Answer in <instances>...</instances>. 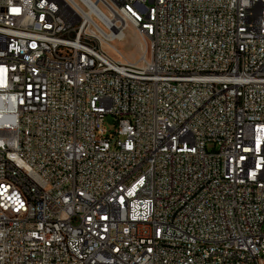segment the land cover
I'll return each instance as SVG.
<instances>
[{
  "label": "built area",
  "instance_id": "2783aa9c",
  "mask_svg": "<svg viewBox=\"0 0 264 264\" xmlns=\"http://www.w3.org/2000/svg\"><path fill=\"white\" fill-rule=\"evenodd\" d=\"M0 264H264V0H0Z\"/></svg>",
  "mask_w": 264,
  "mask_h": 264
},
{
  "label": "rangeland",
  "instance_id": "374dc122",
  "mask_svg": "<svg viewBox=\"0 0 264 264\" xmlns=\"http://www.w3.org/2000/svg\"><path fill=\"white\" fill-rule=\"evenodd\" d=\"M115 52H109L108 55L115 61H135L139 55L140 41L138 34L131 28H127L125 31V36L121 41L114 40L112 43ZM105 126L107 129L111 130L113 123L110 116H106L104 119Z\"/></svg>",
  "mask_w": 264,
  "mask_h": 264
},
{
  "label": "bare ground",
  "instance_id": "6f19581e",
  "mask_svg": "<svg viewBox=\"0 0 264 264\" xmlns=\"http://www.w3.org/2000/svg\"><path fill=\"white\" fill-rule=\"evenodd\" d=\"M128 28V27H127ZM125 36V32H122L121 34L120 33H115V32H112L110 34H108L106 32V35H104V39H103V42H102V46L103 48L109 53V52H115V53H118L114 46H112V42L114 40H118V41H121L123 39V37ZM139 41L140 43L142 42V38L139 36ZM137 60V59H136ZM135 60V61H136Z\"/></svg>",
  "mask_w": 264,
  "mask_h": 264
}]
</instances>
